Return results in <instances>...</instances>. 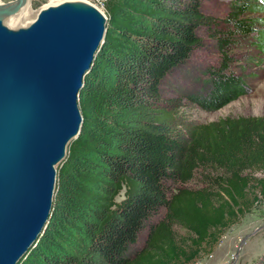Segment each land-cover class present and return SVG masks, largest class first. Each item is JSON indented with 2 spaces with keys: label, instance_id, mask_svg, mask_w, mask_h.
<instances>
[{
  "label": "trees",
  "instance_id": "trees-1",
  "mask_svg": "<svg viewBox=\"0 0 264 264\" xmlns=\"http://www.w3.org/2000/svg\"><path fill=\"white\" fill-rule=\"evenodd\" d=\"M198 1H104V39L77 92L80 131L56 168L47 222L16 264H189L264 202L263 115L179 121L152 109L146 126L124 121L164 104L212 111L249 90L232 49L254 31L264 51L246 16L264 0H228L216 16ZM207 45L218 60L197 69L190 59ZM166 85L173 95H161Z\"/></svg>",
  "mask_w": 264,
  "mask_h": 264
},
{
  "label": "water",
  "instance_id": "water-1",
  "mask_svg": "<svg viewBox=\"0 0 264 264\" xmlns=\"http://www.w3.org/2000/svg\"><path fill=\"white\" fill-rule=\"evenodd\" d=\"M31 0L0 2V264H16L44 228L56 166L82 123L77 92L107 17L60 0L18 18Z\"/></svg>",
  "mask_w": 264,
  "mask_h": 264
},
{
  "label": "rangeland",
  "instance_id": "rangeland-1",
  "mask_svg": "<svg viewBox=\"0 0 264 264\" xmlns=\"http://www.w3.org/2000/svg\"><path fill=\"white\" fill-rule=\"evenodd\" d=\"M5 1L8 0H0V2ZM53 1L56 0H31L30 8L36 11L38 7ZM89 1L104 13L102 6L103 0ZM168 1H170V3L172 2V4H182L183 2V0ZM198 2L199 7L204 8L206 12L212 16L225 13L228 9V0H199ZM134 16L135 20L133 22L136 24H142L143 19L146 20L145 17H140L141 21H138V19H136L137 16ZM246 16L251 22H253V18L257 20L254 21L256 31L261 32L264 30V12L252 13ZM150 17L152 18L153 16ZM255 35L256 32H251L246 38L240 40V47L232 49V57L234 59L232 62V69L243 77L246 86L249 88L246 93L239 95L222 107L212 111H205L199 108L176 107L169 104H164L166 105L165 107L156 105L152 108H139L132 114L124 115L126 125L136 128L150 124L155 116L153 110L156 111L157 109H166L170 111L179 121L195 119L200 122H208L225 116H264V51L262 52L258 47H254L253 43H250L251 38ZM202 37L208 41L205 36ZM190 60L195 64L194 67L198 69L199 67L216 62L218 60V55L213 48L207 45L204 50L195 53ZM197 69L187 67L185 70L191 71L187 73L191 76L199 75L197 77L198 79L201 73L194 72ZM180 73L181 72L177 71L174 74L173 82H175L174 79H176ZM187 81L193 84V79L187 78ZM192 84L188 83L187 85ZM166 86L167 87L163 88L164 93L161 92V95H173L172 89L170 91V87L168 85ZM163 101L167 102L166 99H163L162 102ZM139 111H144V113H139ZM120 198L121 195H118L115 197V200L117 201ZM71 245H73V249H75L74 243ZM189 264H264V202L255 204L251 212L245 214L238 222L226 229L212 252L196 258Z\"/></svg>",
  "mask_w": 264,
  "mask_h": 264
},
{
  "label": "bare ground",
  "instance_id": "bare-ground-1",
  "mask_svg": "<svg viewBox=\"0 0 264 264\" xmlns=\"http://www.w3.org/2000/svg\"><path fill=\"white\" fill-rule=\"evenodd\" d=\"M58 1H60V0H56V1H53V2H50V3H51V4H52V3H56V2H58ZM37 10H38V8H37ZM37 10H36V11H37ZM36 11H33V10L30 8V5H27V4H26V5L22 8L21 12L19 13L18 18H19V19L21 18L22 21L27 20V19H32V18L35 16Z\"/></svg>",
  "mask_w": 264,
  "mask_h": 264
},
{
  "label": "built area",
  "instance_id": "built-area-1",
  "mask_svg": "<svg viewBox=\"0 0 264 264\" xmlns=\"http://www.w3.org/2000/svg\"><path fill=\"white\" fill-rule=\"evenodd\" d=\"M104 1H105V0H103V2H102V6H103Z\"/></svg>",
  "mask_w": 264,
  "mask_h": 264
}]
</instances>
